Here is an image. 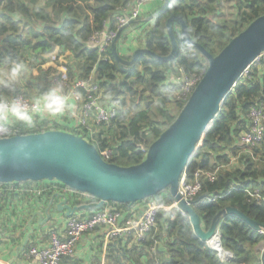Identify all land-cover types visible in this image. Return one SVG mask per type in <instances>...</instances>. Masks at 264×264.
<instances>
[{"label":"trees","instance_id":"trees-1","mask_svg":"<svg viewBox=\"0 0 264 264\" xmlns=\"http://www.w3.org/2000/svg\"><path fill=\"white\" fill-rule=\"evenodd\" d=\"M132 1L0 0V59H20L29 68L17 92L30 94L25 89L30 86L23 80L30 76L33 68L45 63L46 54L56 47L61 53H70L77 67L67 70L68 81L92 76L102 89V102L116 108L112 120L94 123L93 134L83 136L95 145L103 158L104 153L109 151L105 160L118 166L141 162L149 144L183 107L185 98H180V84L170 77H178L180 73L187 78L194 75L201 77L207 65L201 53L181 38L179 30L174 29L178 54L173 60L160 61L148 55H138L132 66L121 70L109 46L99 51L89 38L101 31L106 21L109 22V29H116V14ZM228 1L167 0L163 6L161 2L152 9L148 7L145 14H152L153 18L126 27L116 44L117 52L125 59L130 58V54L124 55L120 51V44L126 40L130 52L141 45L159 56H165L170 51L165 22L169 16L178 15L184 19L190 37L210 54L216 55L233 36L264 12V0H231L235 9L233 17L218 20L217 16L222 14ZM135 27L138 32H143L139 44L126 35ZM133 42L137 44L133 45ZM0 91L8 90L0 88ZM257 104L264 105V60L248 66L236 80L186 166L185 173L189 177L196 170H216L212 180L204 176L200 179L201 190L192 202L204 229L226 206L235 207L264 228V139L251 145L238 143L240 132L248 124L247 114ZM172 105L179 109L176 114L170 110ZM42 125L38 129L25 130L24 124L17 123L13 133L60 129L80 135L75 127L59 122L52 121L48 125V121H44ZM30 182L35 181L24 183ZM20 184L0 183V186L15 187ZM70 190L75 193L72 204L90 205L83 210L85 212L98 210L104 205L96 207L97 201L90 196H86L84 203L77 196L81 193ZM52 192L53 189L48 190L35 200L44 205ZM149 200L165 206L174 202L169 191L164 190L133 205H146ZM107 204L123 210L131 207L114 202ZM218 229L222 247L233 256L229 264H261L256 247L264 242V232L253 229L230 214L222 216ZM29 245L27 242L23 251ZM120 253L127 261L122 258L125 264H223L216 252L193 233L188 217L177 207L159 208L154 226L143 239L137 241L127 235Z\"/></svg>","mask_w":264,"mask_h":264},{"label":"water","instance_id":"water-1","mask_svg":"<svg viewBox=\"0 0 264 264\" xmlns=\"http://www.w3.org/2000/svg\"><path fill=\"white\" fill-rule=\"evenodd\" d=\"M166 2L164 0L162 6ZM152 18V14L139 16L117 30L109 48L121 70L132 66L138 55H148L160 61L173 60L178 54L174 23L178 25L181 38L201 53L207 65L174 120L149 144L142 161L130 166L110 163L83 136L60 129L14 133L0 137V183L56 181L92 197L97 201L96 207L106 202L132 206L168 190L178 208L188 217L193 233L204 242L215 236L218 223L226 214L235 215L253 229L264 231L257 222L231 206L219 210L204 229L191 202L178 193L180 177L209 124L217 116L225 95L264 51V12L233 36L216 55L210 54L190 37L184 19L178 15L169 16L165 22L170 41L168 54L159 56L145 47H138L129 59L119 55L116 44L122 31L130 24ZM89 207V204H70L67 196L54 192L45 207V216L38 211L35 213L38 215L37 224L42 226L50 218L53 208L69 217ZM30 222L31 219L29 226ZM23 246L19 249L22 250ZM260 261L264 264V250Z\"/></svg>","mask_w":264,"mask_h":264},{"label":"built area","instance_id":"built-area-1","mask_svg":"<svg viewBox=\"0 0 264 264\" xmlns=\"http://www.w3.org/2000/svg\"><path fill=\"white\" fill-rule=\"evenodd\" d=\"M161 2L162 0H133L130 5L123 8L120 13L116 14L114 19L116 29H109V22L106 21V26L101 31L94 33L89 38V42L94 46H97L99 51H103L106 47L110 46L111 41L120 27L125 25L131 19H135L139 16H147V14H145L146 4L150 3L156 6V4ZM134 32V34H129L130 38H133L139 44L143 32H138V29ZM136 42H133V45L137 44ZM120 48L125 50V53L122 52L124 55H131L132 52L129 51L126 40L120 44ZM261 60H264V51L259 54L251 64H257L261 62ZM49 78H51L50 81L61 80L65 84L71 102L76 104L77 114L75 118V128L80 132V136L85 135L86 137H90L93 134V127L90 122V119L93 116L96 123H108L115 117L116 108L110 104H104L102 102V89L92 76H88L85 79L75 78L69 82L67 78V69L66 67H62L57 74H51ZM170 79L180 84V98L184 97L186 101L200 77L194 75L187 78L180 73L178 77L172 76ZM16 95L35 96L32 93L27 94L23 92H16ZM64 116L59 117L58 119L65 122ZM247 118L248 124L238 136V143L240 145H251L264 139V105L257 104L252 106L247 114ZM44 120V115H38L34 118V124L32 126L25 125L24 128L33 127L36 124L44 122ZM17 123L19 122L14 123L6 129L0 130V137L14 134L13 127ZM109 154L110 152L106 151L104 153V159L108 158ZM215 173L216 170L213 172L196 170L193 176L189 177L184 170L178 183V193L183 199L191 202L192 205L194 197L201 190L200 179L204 176L209 180H212ZM18 183L23 184L24 182ZM31 183L35 182H30L29 184ZM22 184L18 185V187L0 186V220L8 209L11 211L15 209L13 201L14 195L21 197L19 204H28L26 205V209L34 208L35 205H37L36 202H38V200H35L36 197L51 189H53L52 194L54 192L64 194L67 196L68 200L73 199L75 195V193L66 186L56 181H49L48 188L23 186ZM103 204V207L98 210L92 212L81 210L66 217L62 227H51L46 233V242H43L38 238L30 242V245L26 250L27 256L34 260V264H63L65 258H70L74 255L79 239L84 234L94 231L95 229H107L113 234L123 236L131 235L138 241L143 239L145 234L154 226L156 213L159 208H178L176 201H174L171 206L148 203L146 205H141L140 212L137 214L130 212V210H123L112 205H105L107 202ZM180 212L185 215L181 210ZM258 231L264 232L263 230ZM215 236L219 239L216 248L211 247L208 244L209 241H207L206 244L216 252L218 259L223 264L231 262L233 259L232 253L222 247L218 226L215 230ZM224 253H226L228 257H224Z\"/></svg>","mask_w":264,"mask_h":264},{"label":"crops","instance_id":"crops-1","mask_svg":"<svg viewBox=\"0 0 264 264\" xmlns=\"http://www.w3.org/2000/svg\"><path fill=\"white\" fill-rule=\"evenodd\" d=\"M148 7L149 9H152L154 4H146L145 9H148ZM137 29L138 28L136 27L131 28L126 35H129L130 33L134 34V31ZM138 47L142 46L138 45L137 48ZM120 51L125 53V50H122L121 48ZM66 56L71 57L70 53H61L59 47H56L52 52L45 55L46 61L44 64H46L47 67H52L55 72L58 73L60 68H65V66H63L60 61H62ZM43 65H41V67H44ZM48 82L49 86L51 82L50 79ZM71 105L72 106L67 110L64 116L65 122L59 120L58 118H51L46 113L44 114V118L46 117L44 121H48V125H51L53 121L59 122L64 126L75 127L77 106L73 102H71ZM90 122L91 125L96 123L94 116L90 119ZM41 125L42 122L38 124V126ZM33 127H27L24 129L29 130L33 129ZM22 185L44 188L49 187L48 183H31L29 185ZM13 197L15 209L12 211L8 209L0 220V264H34V260L27 256L26 251H23L26 243H30L37 238L41 239L43 242H46L47 231L54 226L62 227L66 217L53 208L50 212V218L46 220L42 226H38V215L35 213L38 211L43 214V216H45V207L49 202L50 197L44 205L42 202L38 201L36 202L37 205H35L34 208H25L23 211H20L19 208V201L21 197L18 195H14ZM140 206L141 204H135L131 207H128L126 210H130V212L138 214L140 212ZM30 219L31 222L29 226L28 221ZM26 237L27 240L25 239ZM126 237L127 236L113 234L107 229H95L94 231L84 234L79 239L74 255L70 258H65L63 260V264H125V258L124 263L121 261L123 256L120 253V249L122 248L123 242L126 241ZM23 244V249H19V246H22Z\"/></svg>","mask_w":264,"mask_h":264},{"label":"clouds","instance_id":"clouds-1","mask_svg":"<svg viewBox=\"0 0 264 264\" xmlns=\"http://www.w3.org/2000/svg\"><path fill=\"white\" fill-rule=\"evenodd\" d=\"M28 71V65L20 59H0V88L8 90L0 91V130L16 122L32 126L34 118L45 113L52 118L63 117L72 106L65 84L61 80L51 81L46 89L38 90V95H16L22 78Z\"/></svg>","mask_w":264,"mask_h":264},{"label":"rangeland","instance_id":"rangeland-1","mask_svg":"<svg viewBox=\"0 0 264 264\" xmlns=\"http://www.w3.org/2000/svg\"><path fill=\"white\" fill-rule=\"evenodd\" d=\"M232 5H233V3L231 0L225 3L224 8L221 11L222 14L220 16H217L218 20H224V19L230 20L233 17L235 9ZM174 29L179 30L177 25H174ZM60 63H62V65L65 66L68 71H71V69H76V67H77V62L74 60H71V58L69 56L64 57L63 60L60 61ZM43 64H40L38 67L33 68L30 76H27V78H25L23 80L24 84L30 86V88L29 87L25 88L27 92L38 95L39 94L38 90H43V89H46L48 87L49 76L51 74H53V75L57 74L52 67H47L46 64H44V65ZM41 65H43L44 67H41ZM75 72L78 74V71H75ZM170 110L173 114H176L179 109L177 108V106L172 105ZM38 127H41V126H38V124H36V125H34L33 129H38ZM92 127H93V125H92ZM95 132H96V129H95ZM77 196H78L79 200H81L82 202L85 203V201L87 199V197H86L87 195H84L81 193V194H78ZM152 201L153 200H149L147 202H149V204H150V203H153ZM69 203L72 204L73 201L69 200ZM26 205H28V204H26V203L25 204H19L20 211L25 210ZM263 250H264V242H261L256 247V252H257L258 256H260V254ZM123 259H124V257H123ZM229 263H224V264H229Z\"/></svg>","mask_w":264,"mask_h":264},{"label":"bare ground","instance_id":"bare-ground-1","mask_svg":"<svg viewBox=\"0 0 264 264\" xmlns=\"http://www.w3.org/2000/svg\"><path fill=\"white\" fill-rule=\"evenodd\" d=\"M219 243V239L217 238V236H214L211 240H209L208 244L213 247L216 248L218 246ZM224 257H228V255L226 253L223 254Z\"/></svg>","mask_w":264,"mask_h":264}]
</instances>
